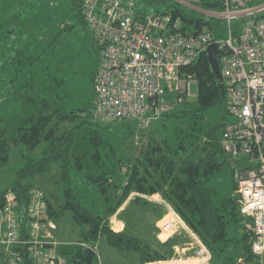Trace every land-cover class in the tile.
<instances>
[{"label": "trees", "instance_id": "1", "mask_svg": "<svg viewBox=\"0 0 264 264\" xmlns=\"http://www.w3.org/2000/svg\"><path fill=\"white\" fill-rule=\"evenodd\" d=\"M146 1L158 5L154 12H173L184 23L195 27L203 22L174 0ZM70 2L72 14L74 11L87 26L82 15L83 0ZM145 9L135 3V16L143 15ZM3 12L7 13L5 8ZM10 17L17 19L13 14ZM72 27L71 23L63 24L52 37L54 45L60 39L59 34ZM4 33L8 31L4 29ZM12 46L10 43L8 48ZM28 57L17 53L19 62ZM188 71L196 78L197 93L192 96L195 98L183 100L152 122L150 125L156 132L140 143L134 156L119 152L106 130L103 131L110 127L111 121L96 119L92 105L88 109H68L61 94L53 96V91L62 84L59 79L53 78V83L46 84L39 81L32 91L27 87L29 83L26 84L25 91L17 95L25 114L13 131L2 122L0 115V171L9 162L11 148H22V166L16 170L11 183L0 187V208L6 204L9 193L16 202L19 238L30 237L27 209L30 193L38 186L43 188L35 183V178L56 171L59 193H45L42 189L47 201L45 219L56 221L70 213L79 232L72 242L46 243L43 249H53L66 264H100L96 243L101 237L113 248L136 252L135 264L177 257L173 245L181 243L178 237L152 247L138 235L125 229L116 231L110 224V217L128 202H151L141 194L154 193L160 195L210 250L212 264H256L251 250L252 232L247 230L246 218L239 211L233 178L231 193L221 198H217L215 189L208 184L223 164L230 166L232 175L230 159L220 145L223 126L229 119L225 86L217 81L205 53ZM130 129L128 125L122 132L125 137L132 135ZM180 232L187 236L184 230ZM30 244H13L3 255L6 258L3 264L11 261L43 264L31 255Z\"/></svg>", "mask_w": 264, "mask_h": 264}, {"label": "built area", "instance_id": "2", "mask_svg": "<svg viewBox=\"0 0 264 264\" xmlns=\"http://www.w3.org/2000/svg\"><path fill=\"white\" fill-rule=\"evenodd\" d=\"M174 1L203 13L198 16L201 25L184 23L169 11L135 16L133 0H83L82 15L100 60L93 77V115L102 121L132 119L141 130L148 128L163 113L194 96L190 87L196 78L188 67L215 43L229 117L220 145L232 165L239 211L252 232L256 264H264V0ZM208 17L225 18L226 34L221 35L223 27L211 24ZM232 18L237 21L234 27ZM141 196L166 209L158 223L159 233L170 236L184 230L190 242L181 251L193 249L185 258L146 264H212L210 250L158 193ZM27 209L30 237L22 240L16 202L11 193L7 195L0 208V243L7 249L31 243V255L43 264H66L53 249H43L44 244L56 242L42 238H52L55 223L45 219L47 201L41 188L31 191ZM113 222L112 228L119 230Z\"/></svg>", "mask_w": 264, "mask_h": 264}, {"label": "rangeland", "instance_id": "3", "mask_svg": "<svg viewBox=\"0 0 264 264\" xmlns=\"http://www.w3.org/2000/svg\"><path fill=\"white\" fill-rule=\"evenodd\" d=\"M17 1H21V3L18 4L16 3ZM70 1L0 0V22L4 21L6 25V20L11 21L16 18H11V14L17 16L16 23L21 24L24 29L15 32L14 38H17L15 39V43L18 45V39L23 35L25 44H27L26 52L23 55L28 54L30 56L24 61L21 59L20 62L23 63L17 61L16 52L10 51L8 48L11 37L6 36L5 33L4 36L1 35L2 33L0 34V115L2 122L8 125L12 131L19 123L20 108H22L21 106L15 108L17 110L13 108V97L18 95L19 92L25 91V85L28 83L27 87L30 86V91H32L33 86H38L39 81L46 84L53 83V78L59 79L62 84L53 91V96H56L55 93L61 94L68 109H88L92 105V74L99 64L98 50L88 26L74 15V11L72 14ZM133 1L136 5L144 6L146 12H154L153 10L158 6L155 2L151 4L147 3L146 0ZM183 7L197 16L204 15L188 6L183 5ZM4 8L7 13L3 12ZM208 18L211 24L218 23L223 27L220 29L221 35L226 34L225 18ZM65 23H71L73 27L60 33V39L54 45L52 37H54V33L60 31V27ZM236 23V19L232 18V27ZM236 29H239V27H236ZM9 35L12 36L11 34ZM13 55L15 56L13 57ZM10 59L15 61L13 63L8 62ZM35 71H38V73ZM9 73H13L14 76L9 77ZM41 85L43 86V84ZM190 89L191 93L196 95V83H192ZM194 98L192 97L191 100ZM16 111L17 114L15 115ZM108 123H110V127L104 128L103 131L106 130L107 135L116 147L119 148V152L128 156H134L138 151L140 143L145 142L152 133L156 132L153 129V125H150L141 134L142 130L132 119H122ZM128 125H131L130 130L132 135L125 137L122 132ZM137 135L139 137L137 138L138 140L136 139ZM21 150L22 148L16 146L11 148L9 162L0 171V187L11 183L16 170L22 166L23 157L21 156ZM57 177V172L53 171L35 178V183L43 185L42 189L45 193L49 191L59 193L60 187L55 182ZM208 184L215 189L217 198L229 195L232 188L230 166L223 164L221 169L209 179ZM163 207L153 202H146L144 204L128 202L124 208H120L110 217V221H114V225H118L119 230L125 229L129 233L141 237L150 246L158 247L161 242L173 237L175 238L177 234L176 232L170 236H166L159 233L158 223L167 213L164 209L165 207ZM54 223L55 227L50 230L52 238L43 236L42 238L45 241L50 239L56 240V243H69L78 237V227L70 213L63 214ZM184 239L186 242L178 243L180 250L178 256L183 258L191 255L190 253L193 250L191 247L184 250V253L181 251V248L187 247L186 244L188 241L190 242L188 236L185 235ZM96 246L100 264H135L136 252L121 251L113 248L108 245L105 237L98 239ZM6 252L7 248L0 243V264H3L5 261L6 258L3 255H6ZM186 263L184 261L181 262V264Z\"/></svg>", "mask_w": 264, "mask_h": 264}, {"label": "crops", "instance_id": "4", "mask_svg": "<svg viewBox=\"0 0 264 264\" xmlns=\"http://www.w3.org/2000/svg\"><path fill=\"white\" fill-rule=\"evenodd\" d=\"M16 18L15 19H13V21L11 20V21H9V20H6V25L4 24V21L3 22H0V34L2 35V36H4V28L8 31V33L6 34V36H10L9 34H11L13 37H14V35H15V32L17 31V30H23L24 28H23V26L21 25V24H19V23H16ZM14 23V24H13ZM13 29V31L10 33V31H9V29ZM11 38L10 39V43H12V49H9L10 51L11 50H13L14 52H16V54L15 55H17V53H18V55L19 54H24L25 52H26V50L25 51H23V52H19V51H21L22 49H26V47H27V44H25V40H24V37H23V35H21V37H20V39H18L19 41H18V45H16V43H15V39L14 38ZM15 55H13V57L15 56ZM15 60H12V59H10V60H8V62H14ZM10 76H14V74L13 73H9V77ZM11 81H13L12 79H10ZM14 85V84H13ZM15 98V99H14ZM13 100H14V104H13V108L15 109V108H17V107H19L21 104L19 103V100L17 99V95H15V97H13ZM21 109V114L19 115V117H22V116H24V114H25V109H23V107L22 108H20ZM15 110H17V109H15ZM17 114V111H16V113H15V115ZM17 118H18V116H17ZM16 118V119H17ZM180 233H182V232H180V231H178L177 232V234L175 235L176 237H178V239L181 241V242H183V240H185L184 238V236L182 235V234H180ZM51 239V238H50ZM56 241V240H55ZM173 249H178V243H176V244H174L173 245Z\"/></svg>", "mask_w": 264, "mask_h": 264}, {"label": "water", "instance_id": "5", "mask_svg": "<svg viewBox=\"0 0 264 264\" xmlns=\"http://www.w3.org/2000/svg\"><path fill=\"white\" fill-rule=\"evenodd\" d=\"M205 54L208 58L210 67L212 69V71L214 72L217 81L220 84H223V78L220 72V68H219V64H218V60H217V46L215 43L210 44L206 50H205Z\"/></svg>", "mask_w": 264, "mask_h": 264}]
</instances>
